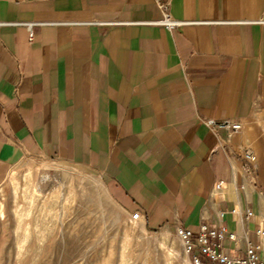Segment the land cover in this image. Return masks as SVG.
Returning <instances> with one entry per match:
<instances>
[{"label":"crops","instance_id":"crops-1","mask_svg":"<svg viewBox=\"0 0 264 264\" xmlns=\"http://www.w3.org/2000/svg\"><path fill=\"white\" fill-rule=\"evenodd\" d=\"M168 13L179 25H158L152 0H0V185L23 157L64 161L144 231L221 225L243 255L264 228V0Z\"/></svg>","mask_w":264,"mask_h":264},{"label":"rangeland","instance_id":"rangeland-1","mask_svg":"<svg viewBox=\"0 0 264 264\" xmlns=\"http://www.w3.org/2000/svg\"><path fill=\"white\" fill-rule=\"evenodd\" d=\"M0 264L191 261L176 230L148 233L131 222L95 172L60 160L23 157L0 185Z\"/></svg>","mask_w":264,"mask_h":264},{"label":"built area","instance_id":"built-area-1","mask_svg":"<svg viewBox=\"0 0 264 264\" xmlns=\"http://www.w3.org/2000/svg\"><path fill=\"white\" fill-rule=\"evenodd\" d=\"M154 5L161 13V19L156 23L171 29L179 22L172 20L168 13L169 0H152ZM1 26V23H0ZM29 40L32 38V33L28 35ZM203 124L211 131L218 129L225 130L227 133H234L240 129V123L232 120H224L214 122L211 120H203ZM242 158L248 175V182L255 186V156L250 149L242 150ZM223 187L222 182L215 185V190L219 191ZM244 186L241 185L240 189ZM261 194V193H260ZM243 217L248 221L252 217L250 209L243 210ZM129 220L136 222L138 213L130 215ZM176 236L181 242L187 254H190L191 264H264V228L260 227L255 231V241H250L248 238H243V255L238 254V237L234 232L227 231L223 226L217 225L207 227L200 225L195 239L192 233L185 229H176ZM195 240V242H193ZM228 241L232 244V250H228L223 246V242Z\"/></svg>","mask_w":264,"mask_h":264},{"label":"bare ground","instance_id":"bare-ground-1","mask_svg":"<svg viewBox=\"0 0 264 264\" xmlns=\"http://www.w3.org/2000/svg\"><path fill=\"white\" fill-rule=\"evenodd\" d=\"M37 193L33 192L32 199L36 198ZM54 197V196H53ZM56 199V198H55Z\"/></svg>","mask_w":264,"mask_h":264}]
</instances>
